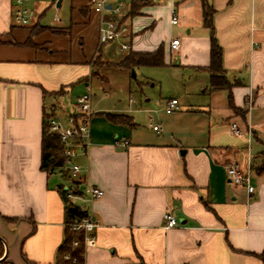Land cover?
I'll return each instance as SVG.
<instances>
[{
	"label": "crops",
	"instance_id": "obj_1",
	"mask_svg": "<svg viewBox=\"0 0 264 264\" xmlns=\"http://www.w3.org/2000/svg\"><path fill=\"white\" fill-rule=\"evenodd\" d=\"M132 1L117 19L129 14ZM206 1L214 8L224 74L235 85L210 87L212 38L203 0H178L177 24L171 23L172 2L144 1L124 22L128 50L152 51L164 43L166 65L158 67L187 71L197 80L195 99L157 102L163 108L153 116L158 130L141 125L143 110L156 112L136 107L133 98L126 108L92 105L88 144L72 159L81 168L74 177L70 164L65 172L41 169L47 97L63 89L59 98L71 100L88 86L106 92L111 78L104 68L125 76L130 70L105 64L92 75L95 56L111 60L102 58V14L91 0L60 6L28 0L34 12L28 26L14 21L15 0H0V264H56L66 226L60 190L80 194L88 186L104 194L76 200L97 223L85 264H264V0ZM53 5L59 13L44 23ZM166 24L165 37L158 29ZM170 28L177 35L171 37ZM173 38L180 39L178 50L170 47ZM173 98L180 105L168 113ZM234 123L241 134L232 131ZM230 164L250 173L252 193L229 180ZM166 212L177 217V226L164 227Z\"/></svg>",
	"mask_w": 264,
	"mask_h": 264
},
{
	"label": "built area",
	"instance_id": "obj_2",
	"mask_svg": "<svg viewBox=\"0 0 264 264\" xmlns=\"http://www.w3.org/2000/svg\"><path fill=\"white\" fill-rule=\"evenodd\" d=\"M16 7L14 9L13 17L16 24L21 26H28L32 24L34 12L27 5L28 0H15ZM147 2H167L173 4L171 9V23L177 24L179 22L176 2L178 0H143ZM125 0H91L93 8L102 14L98 40L99 44H105L112 41L120 43L121 50H128L130 44L124 41V38L130 36V29L125 23H120L116 16L122 13L128 5ZM110 5L108 8L107 6ZM170 47L173 50H178L180 47V39L173 38ZM179 101L176 98L170 99L166 102L165 110L171 113L179 108ZM46 106V105H45ZM93 115L92 110V88L88 86L87 90L76 98V103L72 105L70 110L67 109V104L60 99L56 104L54 114L49 118L48 122L53 132L60 137L61 143L64 146V154L68 158L70 164V171L72 176L76 177L80 171V165L72 162V159L77 155V150L83 148L88 144L90 138V123ZM46 116V113H45ZM154 130L160 128V124H153V118L150 119ZM232 131L241 134L237 124L232 125ZM128 141H125L127 144ZM227 175L229 180L236 185H248L250 193L254 191L251 185V176L249 172H245L238 164H230L227 167ZM66 197L73 203L78 204L76 200H87L90 202L100 198L104 191L94 187L88 186L85 191L78 194L71 189H65ZM179 224L177 217L166 212L164 214V227L172 228ZM70 227L75 231H83L85 234V246L95 240V229L97 223L89 214L78 222H74ZM78 242H75L77 245ZM189 264V263H185Z\"/></svg>",
	"mask_w": 264,
	"mask_h": 264
},
{
	"label": "trees",
	"instance_id": "obj_3",
	"mask_svg": "<svg viewBox=\"0 0 264 264\" xmlns=\"http://www.w3.org/2000/svg\"><path fill=\"white\" fill-rule=\"evenodd\" d=\"M132 9L126 16L119 19L120 23H124L128 17L137 15L135 8L141 7L143 0H133ZM213 12L214 8L208 4L206 0H203V21L204 25L210 29L211 33V50H210V64L207 69L211 73L210 87L212 90L219 89H231L236 82L232 83L224 74L223 68V51L215 37L214 24H213ZM32 40L29 39L26 44H31ZM114 65L116 67L124 68L127 70L134 69L139 66L158 67L165 66V45L160 44L156 49L152 51H133L130 50L120 61L117 62H103L100 56H95L93 60L94 67H101L102 65ZM92 75H98L93 71ZM238 83V82H237ZM61 93L59 96L64 95V90L56 92ZM230 105L238 111L234 105L232 95H230ZM119 118L128 121L129 116L122 115ZM42 154H41V169L47 173L55 171L65 172V167L68 164V158L64 154V146L61 143L60 137L57 133L53 132L50 128V124L44 117L42 126ZM260 170L264 171V165L260 167ZM61 194L65 202V231L64 240L58 248L56 264H85L86 260V246H85V234L83 231H75L70 225L74 222L80 221L82 218L88 215V212L80 205L71 202L66 197V191L61 188ZM78 242L75 245V242ZM5 245L3 239L0 237V258L4 255ZM264 260V255H262Z\"/></svg>",
	"mask_w": 264,
	"mask_h": 264
},
{
	"label": "rangeland",
	"instance_id": "obj_4",
	"mask_svg": "<svg viewBox=\"0 0 264 264\" xmlns=\"http://www.w3.org/2000/svg\"><path fill=\"white\" fill-rule=\"evenodd\" d=\"M128 2V0H125ZM139 6L135 8V12L137 15L140 11ZM125 9L122 10L124 12ZM67 10V6L59 10L55 5L51 9L47 11L46 17L44 19V23L53 22L52 19L55 13H59L61 16H65ZM162 27L158 29V34H163L165 37L168 34L166 32V28ZM169 28V27H168ZM172 32L171 37L177 35L176 29L170 28L169 33ZM168 37V36H167ZM169 38H167L168 40ZM130 50H121L120 43L118 41H112L103 44L101 55L103 60H111L115 62L116 60L123 58ZM169 55V52H167ZM177 57L172 54L173 63L176 62ZM175 64V63H174ZM116 68V67H115ZM95 72H98L97 67H94ZM133 71L136 74V77H133ZM103 73L109 75L111 78L110 86L107 87L106 92L104 90H100L98 88H92V105L95 108L99 107H110L112 105H116L118 108H126L129 106L130 99L133 98L136 101L134 104L136 107L141 109L150 108L154 110L156 113H146L144 110L140 114L141 125L148 127L151 124L150 117H157L162 111V107L160 104L155 105L159 101L166 100L171 97H179L180 101L183 103H192L195 99V87L197 80L191 77L189 73L183 69H179L176 67H150V66H139L130 71H127L128 76L122 75L119 73V70H115L112 68H104ZM192 91V92H191ZM58 94H50L47 97V102L45 106V113L47 121L54 114L56 109V104L60 101ZM76 96L71 98V100H63L64 103L67 104V109L70 110L72 105L76 103ZM147 99H151L147 101ZM192 100V101H191ZM133 107V106H132ZM154 124V118H153Z\"/></svg>",
	"mask_w": 264,
	"mask_h": 264
},
{
	"label": "water",
	"instance_id": "obj_5",
	"mask_svg": "<svg viewBox=\"0 0 264 264\" xmlns=\"http://www.w3.org/2000/svg\"><path fill=\"white\" fill-rule=\"evenodd\" d=\"M61 1H62V0H58V3H57V5H58V6H60V4H61ZM107 7L109 8V7H110V5H108ZM133 77H136V74H135V72H134V71H133ZM182 153L184 154V152H182Z\"/></svg>",
	"mask_w": 264,
	"mask_h": 264
}]
</instances>
